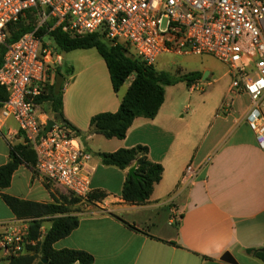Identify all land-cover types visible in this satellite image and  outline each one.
Wrapping results in <instances>:
<instances>
[{
    "label": "crops",
    "instance_id": "crops-1",
    "mask_svg": "<svg viewBox=\"0 0 264 264\" xmlns=\"http://www.w3.org/2000/svg\"><path fill=\"white\" fill-rule=\"evenodd\" d=\"M66 54L59 68L66 79L63 119L84 134L92 117L117 112L130 81L115 93L107 66L96 50ZM161 58L154 65L157 72L174 77L196 72L201 79L195 83L214 77V66L207 63V56L180 57L157 70ZM225 69L205 84L207 91H191L194 82L166 86L156 115L135 118L123 139H105L98 134L79 138L92 154V193L104 197L89 203L94 210L89 205L84 213L66 214L75 217L78 224L54 243L55 251L84 252L92 257V264H231L221 260L225 254L235 264H263L247 251L264 248V148L246 122L249 97L229 94L232 77ZM261 111L264 114V105ZM53 114L38 106L40 123ZM17 145H25L17 124L0 117V167L9 162L11 147ZM136 146L146 147L149 161L162 167L161 179L143 205L122 200L129 169L103 166L97 156ZM189 164L196 171L195 178L181 186V176ZM63 192L46 186L34 166L22 162L10 185L0 189V233L4 226L20 222L29 228V220L16 218L2 195L65 208ZM56 217L60 216L42 217L37 236L44 238ZM25 257H34L32 264L37 263L32 248L13 259ZM10 261L0 251V264Z\"/></svg>",
    "mask_w": 264,
    "mask_h": 264
},
{
    "label": "built area",
    "instance_id": "built-area-1",
    "mask_svg": "<svg viewBox=\"0 0 264 264\" xmlns=\"http://www.w3.org/2000/svg\"><path fill=\"white\" fill-rule=\"evenodd\" d=\"M28 13L31 30L8 43L12 27ZM56 32L70 39L97 35L146 66L163 55L213 58L232 77L229 94L248 95L246 122L264 148V0H0V89L7 95L0 117L15 121L49 188L86 203L94 171L92 154L71 129L55 122L45 132L46 122L38 120L35 100L53 85L61 65L51 39ZM190 90L202 91L200 83ZM195 175L187 165L179 184H191ZM1 229L0 251L10 259L43 240L30 238L23 222Z\"/></svg>",
    "mask_w": 264,
    "mask_h": 264
},
{
    "label": "trees",
    "instance_id": "trees-1",
    "mask_svg": "<svg viewBox=\"0 0 264 264\" xmlns=\"http://www.w3.org/2000/svg\"><path fill=\"white\" fill-rule=\"evenodd\" d=\"M34 21L32 14L28 13L25 19L17 22L8 38L12 43L20 36L31 30ZM42 35V32L39 34ZM52 42L57 50L61 52H72L77 50L94 49L104 60L113 90L115 93L123 86L128 78L133 77L130 86L120 101L116 113L98 114L91 118L89 130L82 133L69 122L64 120V126L71 129L76 137L98 134L105 139H123L133 120L137 117L153 118L164 100V88L177 83L184 82L187 86L199 81L201 74L189 73L180 77H174L164 72H157L154 66H146L143 63L126 56L122 46H110L102 41L97 35H89L78 39H70L58 32L51 35ZM3 53L0 55V65ZM66 79L60 69L56 70L54 83L50 86L44 96L38 97L35 102L38 106L49 104L50 111L54 114L62 112V94ZM7 99L6 92L0 89V106ZM97 156L103 166H112L120 170H126L135 165V173L140 177L135 181L127 177L122 188L121 197L126 203L143 205L147 203L153 187L159 182L162 175V167L153 164L148 159V149L144 146H136L131 149H120L114 153H99ZM35 154L28 145H17L11 147L10 160L0 167V189L10 185L11 176L22 162L35 165ZM101 193H91L88 201L103 198ZM2 199L11 212L18 219L29 220L30 238H36L44 216H60L52 220V225L42 242L32 248L37 256L36 264H92V257L84 252L72 250L55 251L54 243L68 236L78 224L75 217L66 215L68 211L62 205H41L2 195ZM78 201V200H77ZM133 229V228H132ZM256 259L264 264V248L259 250H248ZM34 257L11 259L10 264H32Z\"/></svg>",
    "mask_w": 264,
    "mask_h": 264
},
{
    "label": "rangeland",
    "instance_id": "rangeland-1",
    "mask_svg": "<svg viewBox=\"0 0 264 264\" xmlns=\"http://www.w3.org/2000/svg\"><path fill=\"white\" fill-rule=\"evenodd\" d=\"M47 40H45L46 42ZM53 52L54 54L56 55L55 58L57 60V62L59 63H64L65 62V59L67 57V54L65 52H61L59 50L56 49V47L54 46L53 44ZM69 53V52H68ZM174 59H180V57H173V55H163L162 58L158 61L157 63V66H156V69L159 70V69H164L166 68L167 66L170 65V63L174 60ZM208 61L207 63L210 65L211 63L213 64L214 66V77H212L209 81H211L212 79H215L219 76H221L223 74V72H225V66L223 64H221L220 62L214 60L213 58L209 57L207 58ZM207 63H205L207 65ZM133 77H130L128 78V81H132ZM209 81L207 82H201L200 83V88H202V90L205 88V91H207L209 89V87H205V84L208 83ZM226 81V80H224ZM222 83V81L220 82ZM199 94H202V93H199ZM41 108V111L42 112H48L50 110V106L49 104H43L40 106ZM61 199H62V202L65 203L66 207L65 209L70 212V213H84V211H86V209L88 208L89 205L92 206V210L95 209V207H93L92 204H87V203H82L80 201H77L76 199H74L73 197H71L70 195H68L66 192H63V194H61ZM75 207V208H73Z\"/></svg>",
    "mask_w": 264,
    "mask_h": 264
},
{
    "label": "water",
    "instance_id": "water-1",
    "mask_svg": "<svg viewBox=\"0 0 264 264\" xmlns=\"http://www.w3.org/2000/svg\"><path fill=\"white\" fill-rule=\"evenodd\" d=\"M55 122H59L60 124H64V119L61 117L60 114H53L52 118L46 122L45 132H48L51 129V127L55 124ZM135 170H136L135 165L130 167L128 170V177L132 178L135 181H139L140 177L135 173ZM221 260L224 262H227V263L235 264L234 260L232 259V257L229 254H225ZM41 262L43 264L47 263L45 259H42Z\"/></svg>",
    "mask_w": 264,
    "mask_h": 264
}]
</instances>
